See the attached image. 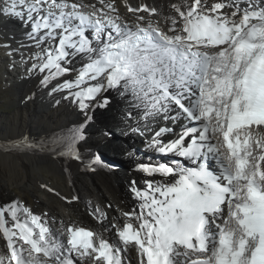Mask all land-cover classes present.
Segmentation results:
<instances>
[{
	"label": "snow or ice",
	"instance_id": "6c2138e0",
	"mask_svg": "<svg viewBox=\"0 0 264 264\" xmlns=\"http://www.w3.org/2000/svg\"><path fill=\"white\" fill-rule=\"evenodd\" d=\"M127 10L134 23L122 20L116 0H0V19L23 26L32 42L13 52L38 49L28 74L86 115L77 128L39 143L25 136L11 148L84 163L78 144L88 112L107 109L115 90L129 131L150 134L149 148L179 158L137 165L147 177L142 189L132 181L138 208L111 225V238L76 224L61 233L47 213L0 205V264H264V135H254L264 128V0ZM168 122L181 131L165 142L174 133ZM94 165L109 167L99 154L86 162ZM93 214L106 216L99 207Z\"/></svg>",
	"mask_w": 264,
	"mask_h": 264
},
{
	"label": "bare ground",
	"instance_id": "6f19581e",
	"mask_svg": "<svg viewBox=\"0 0 264 264\" xmlns=\"http://www.w3.org/2000/svg\"><path fill=\"white\" fill-rule=\"evenodd\" d=\"M83 2L85 4H95L96 0H83ZM170 2L172 0H116V6L122 20L131 24L136 21V14L128 12L127 9L129 6L135 8L140 4L147 3L166 10ZM140 15L147 17L148 14L140 13ZM23 32V26L18 23H9L5 19H0V34L4 38L2 45L5 52L12 56L11 60L6 57L4 58L5 64L13 71H15L14 68L20 69V71L10 76L9 80L18 95L17 103L12 110L13 114L10 118L5 119V123H0V172L7 176L14 185L20 186L21 191H31L38 202L32 205L23 198L24 196L21 197L13 194V192L11 193L9 184H4V181L0 182V196L4 197V200L0 198V205L19 202L31 208L37 214L47 213V216L51 219L54 217L57 219L58 224L62 227L60 228L62 231L59 229L56 230L61 233H64L63 225L66 228L68 226L66 220H69L74 223H87L96 233H102L104 236L111 234L113 236L114 229L112 227L109 230L110 233L104 232L103 222L109 223L110 218V226L114 224L113 222L123 223L124 217L121 213L138 208V201L131 191L132 181L135 180L137 182L136 187L142 189L145 187L144 180L147 178L144 173H136L134 170H130L128 173L122 175L120 173L126 165L142 163L147 159L146 155L139 156L135 151L139 146L145 148L146 151H150L151 148L148 147V144L151 140V135L140 141L141 138L139 139L137 134L129 131L127 123H130V121L126 122L123 120V112L127 106L126 102L122 100L115 90H110L107 93L111 101L110 106L107 109L93 106L88 112V115H91L93 119L88 123V126L86 125L84 133L85 139L78 144L84 163L53 152L42 151L38 148L33 150H15L11 148L10 145L13 142L25 136L33 142L39 143L41 140L50 138L54 133L66 132L70 129L77 128L84 124L86 120V115L80 110L78 104L74 103L71 99L66 100L63 98L66 93H54L50 96L48 95L50 89L40 87L39 81L41 76L39 74H28L27 68L30 67V63L26 62L32 53L38 51V49L35 47H25L20 49V51L13 52V49L18 48L20 43L26 45L32 43L24 37ZM6 44L10 45V47H5ZM80 64V60L77 59L73 62L72 68L78 70ZM74 78L75 72L65 77V79ZM29 97L31 99H28ZM107 118H111L113 123L122 124L124 127L122 134L124 136L122 139L126 142L124 146L118 145L115 143L114 138L106 135L107 123L105 120ZM260 131L264 133V128L258 129L254 135L259 134ZM263 133L259 135H264ZM117 139H120V137ZM5 146H9L8 150H4ZM83 151L95 155L99 154L102 159L113 162L115 164L114 167L119 170V173L115 172L114 174L105 167L96 165L87 167L85 159L88 158L87 154L83 153ZM167 157L169 159L173 156L167 155ZM93 167L95 170L102 168L99 169L98 176H94V172H91V170H94ZM88 168L91 170H88ZM53 171L60 173V184L56 180V182H53L51 178L49 179L48 175L53 173ZM101 172L110 175L104 176ZM86 173L89 175L93 174L94 178L92 181L91 179L81 180L80 177L85 176ZM161 179L160 176L155 178L157 181ZM102 186L108 190L112 189L116 194H122V191L125 192L124 200L126 204H124L125 202L123 204L126 207L123 208L118 202V208L123 210L122 212L119 210L120 217H117L116 212L112 208L109 210L108 214L110 217L108 218L105 206L99 204L102 199ZM34 191H38V193L36 194ZM72 192H76L77 195H74ZM41 194L46 197L52 195L55 199L59 198L58 201L60 200V203L64 205L69 203L70 197H77L78 202H81L85 209L84 207L76 205L73 199V201L70 200L72 208L69 209L73 214H60L57 211L56 205L49 200L46 201L47 199L43 195L42 198L40 196ZM88 194L90 195V199ZM80 196L82 197V201L79 198ZM75 206L78 207L77 210ZM90 206L94 209L99 207L106 216L101 218L98 214L88 215L86 210Z\"/></svg>",
	"mask_w": 264,
	"mask_h": 264
},
{
	"label": "rangeland",
	"instance_id": "374dc122",
	"mask_svg": "<svg viewBox=\"0 0 264 264\" xmlns=\"http://www.w3.org/2000/svg\"><path fill=\"white\" fill-rule=\"evenodd\" d=\"M3 42H4V38L0 34V60H1L0 61V123L4 122L6 118H10L12 116V114H13L12 113V110L14 109V106L17 103V100H18L17 97H18V95L16 94L15 88H13L14 86L11 85V83L9 82V80H10V76L14 75L15 72L20 71V69H18V68H14L15 71H13L10 67L6 66L5 60H4V58H5L4 56H7L6 58H8L9 60L12 59V56L10 54H8L7 52H5V49H4L3 45H2ZM87 126H88V124H87ZM107 127L110 128L108 124H107ZM106 130H108V129H106ZM261 133H263V132L260 131L259 134H261ZM102 149H104V148H102ZM83 153L87 154V158L89 160L92 159L93 156H95V154L90 153V152H87V151H83ZM157 154H158L157 156L163 157L158 152H157ZM167 159H168V157H167ZM101 160L104 161V163L107 164V165L115 166V164L113 162H111V161H106L105 159H102V158H101ZM132 165L133 164L126 165V167L124 168V170L122 168L121 173L122 174L128 173V171L132 170V168H131ZM105 168L107 170L113 172L114 174H115V172L119 173L118 172L119 170L116 167H115V169H112L111 167H105ZM93 169H94V167H93ZM88 170H91V169L88 168ZM99 171H100L99 169L98 170H95V171L94 170H91L92 173L94 172V176H98ZM45 174H49V173H45ZM59 174L60 173H58L57 171H53V173H50L48 176H49V179L51 178L53 182L58 181V183L60 184L61 182H60V179H59L60 178L59 177ZM101 174L104 175V176H107V175L109 176L110 175V174H106V173H103V172H101ZM3 175L4 174L0 172V182H4L5 181L4 184H6V185L9 184L11 193L13 192V194H17V195H19L21 197L24 196L23 198L26 199L32 205H34L35 202H38V200H36V198L34 197V194L31 193V191H29V190H23V191H21L20 186L14 185L11 182V180L8 179L7 176H5V175L3 176ZM94 176H93V174L92 175H89L88 173H86L85 176H81L80 178H81L82 181H84V180H90V179L92 181V179L94 178ZM141 184L143 185V183H141ZM102 188H103V186H102ZM112 192H113L112 189L108 190L107 188H103L102 199L100 200V203H99L100 205H104L105 206V208L107 210V217L108 218L110 217L109 214H108L110 209L113 208V210L116 212L117 217H120L119 210L121 212L123 210L121 208H118L119 207V204L122 205L123 208L126 207L124 205V204H126V201L124 200L125 199V192L122 191V194H116L114 192L112 194ZM34 193L37 194L38 191H36V192L34 191ZM72 193L74 195H77L76 192L75 193L72 192ZM42 195L43 194H41L40 196L42 197ZM89 196L90 195L88 194V197ZM43 197L45 199H47L46 201L49 200V201L53 202V204L56 205L57 211L60 214H63V215H68V214H71L72 215L73 214L69 210L70 208H72V204L70 203V199H71V201H73L72 200L73 197H70L69 203H66V205L60 203V200L58 201L59 198L55 199V197L52 196V195L49 196V197H46V196L43 195ZM0 198H1V200H4V197L3 196H0ZM79 198L82 201V197L80 196ZM89 199H90V197H89ZM118 202H119V204H118ZM74 203L76 205L80 206V207H84L81 202L80 203L78 202V200H77V202L74 201ZM75 209L77 210L78 207L75 206ZM84 209H85V207H84ZM86 211H87L88 215H91V214L94 213V208L90 206V207L87 208ZM123 212H125V211H123ZM47 219H51V218L49 216H47ZM48 221H49V224H50L51 227L52 226L55 227L54 228L55 230L56 229H59L60 231H62V229H60L62 227H61L60 224H58V221H57V219L55 217L53 219H51V220H48ZM110 222L111 221H110V218H109V223L103 222V224L110 225ZM66 223H67V225H69V224H85V225H88L87 223H74V222H70L69 220H66ZM113 223H116V222H113ZM63 228L65 229V226L64 225H63ZM106 228L108 229V227H106Z\"/></svg>",
	"mask_w": 264,
	"mask_h": 264
},
{
	"label": "water",
	"instance_id": "95a60500",
	"mask_svg": "<svg viewBox=\"0 0 264 264\" xmlns=\"http://www.w3.org/2000/svg\"><path fill=\"white\" fill-rule=\"evenodd\" d=\"M98 169H102V168H97V170H98ZM94 170H95V168H94Z\"/></svg>",
	"mask_w": 264,
	"mask_h": 264
}]
</instances>
